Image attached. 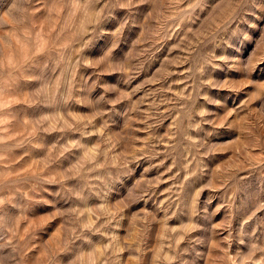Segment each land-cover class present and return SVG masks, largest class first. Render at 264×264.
<instances>
[{
    "label": "rangeland",
    "instance_id": "obj_1",
    "mask_svg": "<svg viewBox=\"0 0 264 264\" xmlns=\"http://www.w3.org/2000/svg\"><path fill=\"white\" fill-rule=\"evenodd\" d=\"M0 264H264V0H0Z\"/></svg>",
    "mask_w": 264,
    "mask_h": 264
}]
</instances>
